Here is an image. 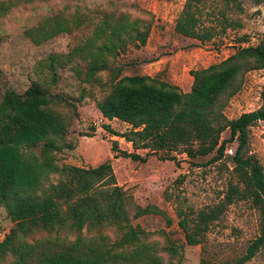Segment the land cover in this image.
Returning <instances> with one entry per match:
<instances>
[{
  "label": "trees",
  "instance_id": "16d2710c",
  "mask_svg": "<svg viewBox=\"0 0 264 264\" xmlns=\"http://www.w3.org/2000/svg\"><path fill=\"white\" fill-rule=\"evenodd\" d=\"M206 1L183 0L173 32L199 44L209 41L215 28L203 24L202 6ZM219 1L224 7H238L242 0ZM250 1L256 5L264 2ZM219 20L222 29L223 25L230 26L231 22L222 17ZM82 23L78 21L72 26L78 28ZM137 24L123 14L101 16L81 45L66 54L48 57L49 85L32 81L22 93L7 92L0 99V207L12 223L0 240V264H162L156 244L147 241L131 221L159 216L169 226L170 219L163 211L153 205H135L116 184L109 160L95 167H75L58 166L53 159V153L69 147L60 143L67 125L53 108L69 103L50 93L49 86L56 82V67L73 64L76 59L84 64L85 82L95 80L99 71L113 72V83L108 93L95 102V108L107 121L118 120L128 125L126 132H111V136L121 138L132 149L121 151L117 142L112 141L109 149L113 157L144 162L148 155L158 151L183 154L188 159L213 153L208 159L213 164L222 157L225 145L235 142L230 160L236 184L230 185L222 199L212 206L196 212L177 207L176 223L185 244L197 246L229 205L247 201L259 214L258 234L241 256L216 264H245L264 253V175L260 164L244 155L248 129L257 123L264 126V85L255 110L231 120L222 114L227 101L239 91L244 75L264 68V38L255 46L238 47L216 64L189 70V90L182 92L175 85L146 75L120 77V66H114L115 56L124 51L126 43L134 47L146 43L149 24L140 28ZM70 29L67 23L55 24L48 31L30 28L24 34L39 44ZM107 55L113 56V68L108 67ZM71 68L75 75L79 74ZM224 131H228V137L220 139ZM137 150L147 152L140 156ZM159 159L174 161L167 155ZM49 176H56L57 180L44 186ZM107 227L117 231L116 240L110 241L101 232ZM60 230L75 236L68 242H59L56 236L28 240L34 233ZM90 232L93 235L86 237ZM163 250L170 258L179 254L170 242ZM199 264L213 263L201 258Z\"/></svg>",
  "mask_w": 264,
  "mask_h": 264
},
{
  "label": "rangeland",
  "instance_id": "374dc122",
  "mask_svg": "<svg viewBox=\"0 0 264 264\" xmlns=\"http://www.w3.org/2000/svg\"><path fill=\"white\" fill-rule=\"evenodd\" d=\"M182 4L183 0H0V99L7 92L22 93L32 81L49 85L48 57L66 54L72 47L81 45L97 19L105 14L112 17L123 14L128 21L136 20L137 28L149 24L144 46L126 43L124 51L115 56L114 66H120V77L146 75L175 85L182 92L189 90L185 86L187 80L190 81L189 70L216 64L238 47L255 46L264 38V2L256 5L250 0H242L238 7H224L219 0L206 1L202 6L203 24L214 26L215 33L202 44L173 32L174 20ZM221 17L231 22L229 27L223 25L222 29L223 23H218ZM78 21H82V25L74 28L72 24ZM66 23L71 28L68 33H60L39 44L24 34L30 28L48 31L55 24ZM106 58L108 67L113 68V56ZM71 67L79 74L75 75ZM83 73L84 64L76 59L73 64L56 67V82L49 86L50 93L60 95L69 103L53 108L67 125L60 143L69 146L53 153L55 163L58 166L95 167L109 160L116 184L135 205L156 206L170 219L169 226L159 216L131 221L132 226L142 230L147 241L156 244L162 264H199L201 258L216 264L241 256L245 246L258 234L259 214L247 201L229 205L209 226L197 246L185 244L175 217L177 207L196 212L222 199L228 187L236 184L231 157L223 153L213 164L208 163L213 153L188 159L183 154L158 151L148 155L144 162L113 157L109 149L112 141L117 142L119 150L132 152L130 144L111 136V132H126L128 125L118 120H105L95 108V102L108 93L113 72L99 71L96 79L90 82L82 80ZM263 85L264 68L247 72L239 91L225 104L223 116L231 120L255 110ZM227 137L228 131L220 135V139ZM225 146L233 152L235 142ZM146 152L136 151L140 156ZM166 155L174 161L159 159ZM244 155L257 161L264 175V126L261 123L248 129ZM56 180V176H49L43 185ZM11 227L12 223L0 207V240ZM101 232L110 241L117 239L114 228H103ZM91 235L93 232L85 234L86 237ZM54 236L59 242H68L75 234L67 230L49 234L39 232L29 236L28 240ZM167 242L176 246L179 254L175 258H170L163 250ZM245 264H264V253H258Z\"/></svg>",
  "mask_w": 264,
  "mask_h": 264
},
{
  "label": "built area",
  "instance_id": "2783aa9c",
  "mask_svg": "<svg viewBox=\"0 0 264 264\" xmlns=\"http://www.w3.org/2000/svg\"><path fill=\"white\" fill-rule=\"evenodd\" d=\"M223 153L227 154L229 157H232V155H233L232 154L233 152L229 147L225 148Z\"/></svg>",
  "mask_w": 264,
  "mask_h": 264
},
{
  "label": "crops",
  "instance_id": "0c3cea01",
  "mask_svg": "<svg viewBox=\"0 0 264 264\" xmlns=\"http://www.w3.org/2000/svg\"><path fill=\"white\" fill-rule=\"evenodd\" d=\"M190 83H191V78H190V81L189 80H187V82H186V84H185V86H187V88L189 87V85H190ZM188 91V90H187ZM106 120V119H105Z\"/></svg>",
  "mask_w": 264,
  "mask_h": 264
}]
</instances>
